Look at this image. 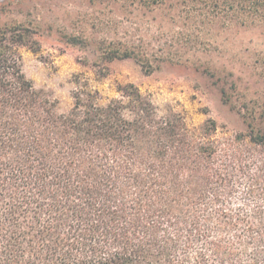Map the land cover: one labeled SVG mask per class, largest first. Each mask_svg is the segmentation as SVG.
Masks as SVG:
<instances>
[{
	"label": "trees",
	"instance_id": "16d2710c",
	"mask_svg": "<svg viewBox=\"0 0 264 264\" xmlns=\"http://www.w3.org/2000/svg\"><path fill=\"white\" fill-rule=\"evenodd\" d=\"M209 1L264 22V0ZM30 32L0 29V264H264V165L244 171L240 156L233 179L214 120L201 134L161 116L134 83L104 102L78 80L59 112L23 71ZM249 127L264 147V127Z\"/></svg>",
	"mask_w": 264,
	"mask_h": 264
},
{
	"label": "rangeland",
	"instance_id": "374dc122",
	"mask_svg": "<svg viewBox=\"0 0 264 264\" xmlns=\"http://www.w3.org/2000/svg\"><path fill=\"white\" fill-rule=\"evenodd\" d=\"M14 25L37 42L19 48L26 77L59 112L73 107L78 80L104 102L134 83L161 116L180 112L201 134L214 120L208 138L233 179L240 156L244 171L264 165L249 137L250 122L264 127V22L254 14L209 0H0V29ZM126 50L133 55L113 57Z\"/></svg>",
	"mask_w": 264,
	"mask_h": 264
}]
</instances>
